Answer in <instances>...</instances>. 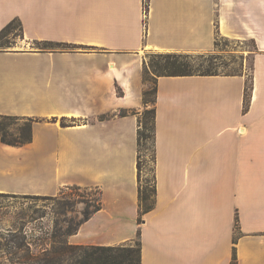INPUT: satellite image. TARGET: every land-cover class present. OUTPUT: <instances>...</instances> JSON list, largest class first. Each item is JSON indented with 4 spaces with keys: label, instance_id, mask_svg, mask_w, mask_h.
<instances>
[{
    "label": "crops",
    "instance_id": "obj_1",
    "mask_svg": "<svg viewBox=\"0 0 264 264\" xmlns=\"http://www.w3.org/2000/svg\"><path fill=\"white\" fill-rule=\"evenodd\" d=\"M12 21L0 115L34 121L29 142L0 139V193L95 187L101 207L67 243L140 230V264H230L233 251L264 264V0H148L147 12L143 0H0V31ZM216 36L252 41L248 108L243 73L157 78L155 204L138 223L145 54L209 51Z\"/></svg>",
    "mask_w": 264,
    "mask_h": 264
},
{
    "label": "rangeland",
    "instance_id": "obj_2",
    "mask_svg": "<svg viewBox=\"0 0 264 264\" xmlns=\"http://www.w3.org/2000/svg\"><path fill=\"white\" fill-rule=\"evenodd\" d=\"M19 26L12 23L8 30L0 36V48L12 46V39L19 36ZM216 43L209 51L184 52L201 58L195 59L193 69L205 71L209 61L208 57L214 56L212 70L218 73H243L247 77V85L251 81V62L253 44L251 40H236L217 36ZM62 47L63 44L61 45ZM159 52H146L145 62L150 56ZM146 82V88L152 86ZM142 111V110H141ZM23 120H6L8 132L14 136L25 126ZM146 164L142 168L143 182L151 183L153 162L146 153ZM75 186V185H74ZM80 187V186H79ZM99 196L95 187H80L78 190L65 188L55 197H41L33 195L0 194V264H19L24 261L23 255L26 248H17L13 237H24L30 251L39 253L44 248L59 247L67 243V229L73 227L82 218L85 210H92L97 204ZM6 243L8 245H6ZM137 238L123 245L133 248L137 246ZM122 245V244H120ZM116 246V245H115ZM62 264H70L64 260Z\"/></svg>",
    "mask_w": 264,
    "mask_h": 264
},
{
    "label": "trees",
    "instance_id": "obj_3",
    "mask_svg": "<svg viewBox=\"0 0 264 264\" xmlns=\"http://www.w3.org/2000/svg\"><path fill=\"white\" fill-rule=\"evenodd\" d=\"M148 0H143V8L147 12ZM12 23H17L20 28L19 21H12L6 25L1 31L0 36L9 29ZM217 37V36H216ZM215 37V38H216ZM216 43V39L214 45ZM62 44L51 41H44L42 46L44 48L60 46ZM63 46L69 47V44L64 43ZM202 55L195 57L190 53L184 52H159L150 56L149 61H143L142 80L145 85L146 82H152L150 88L144 87L142 90L143 109L137 113V180H138V216L137 222L140 223L144 214L153 209L155 204V180L152 170L151 183L148 180L143 182L141 172L143 166L146 164V153L150 156V160L154 162V136H155V101H156V80L159 76H186V75H220L215 70H212L211 59L215 58L210 56L207 58L209 64L205 71L193 69L195 59L201 58ZM242 73H223V75H233ZM252 85L245 84L243 109L248 108L251 98ZM125 114V111H121ZM6 120H23L25 126L19 131L18 136H14L8 132L6 128ZM34 119L30 117H20L15 115H0V139L3 143L10 145H22L30 141L32 132V123ZM73 190H78L79 186H68ZM65 188L61 189L62 192ZM97 204L92 210H85L82 218L73 227L72 225L67 229V234L74 233L78 226L87 220L91 214L101 207L99 190ZM4 194V193H0ZM237 216L235 217V231H238ZM140 230L137 231V246L133 248L129 245H116V246H99V245H72L62 244L59 247L52 246L42 249L39 253L34 254L30 251L28 243L23 240L24 237H13L17 248H26V253L23 255L24 261H19V264H62L64 260L70 264H140ZM6 245H8L6 243ZM230 264H237L236 255L233 251Z\"/></svg>",
    "mask_w": 264,
    "mask_h": 264
}]
</instances>
